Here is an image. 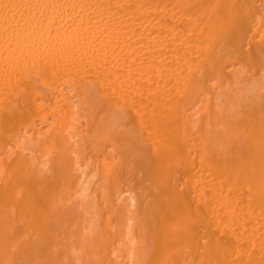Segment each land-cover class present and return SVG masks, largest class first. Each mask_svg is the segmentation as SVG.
<instances>
[{
    "label": "bare ground",
    "instance_id": "obj_1",
    "mask_svg": "<svg viewBox=\"0 0 264 264\" xmlns=\"http://www.w3.org/2000/svg\"><path fill=\"white\" fill-rule=\"evenodd\" d=\"M0 264H264V0H0Z\"/></svg>",
    "mask_w": 264,
    "mask_h": 264
}]
</instances>
